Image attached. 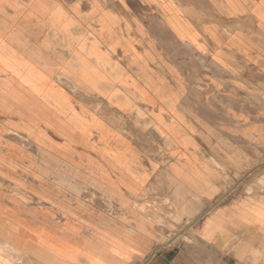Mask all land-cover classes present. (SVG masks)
<instances>
[{
    "label": "crops",
    "instance_id": "obj_1",
    "mask_svg": "<svg viewBox=\"0 0 264 264\" xmlns=\"http://www.w3.org/2000/svg\"><path fill=\"white\" fill-rule=\"evenodd\" d=\"M0 80V264H264V0H0Z\"/></svg>",
    "mask_w": 264,
    "mask_h": 264
},
{
    "label": "rangeland",
    "instance_id": "obj_2",
    "mask_svg": "<svg viewBox=\"0 0 264 264\" xmlns=\"http://www.w3.org/2000/svg\"><path fill=\"white\" fill-rule=\"evenodd\" d=\"M66 84V83H64ZM67 85V84H66ZM19 118L24 119V81L20 80H0V137H10V138H19L24 139V121L17 120ZM8 122H19L14 123V125H18L19 129H8L4 130L3 127L5 123ZM19 130V131H18ZM237 179H230L229 184L227 185L228 191L232 190L233 193L240 195L246 190L248 192H254L257 189H245V176L236 175ZM91 189H95L92 187ZM225 197L224 194H221L218 198L214 199L208 209L204 211V213H208L209 210L218 202H220ZM139 210L144 214L155 217L158 213H163V211L156 208L155 204L152 202L144 203L142 208ZM111 212L114 214L118 213V210L114 207L111 209ZM202 213V214H204ZM201 214V215H202ZM200 215V216H201ZM168 216L174 220L175 222H180V217L177 215V212L173 210V215L168 214ZM158 222L164 223V220L158 218ZM174 231L177 227H171ZM165 243V242H164ZM163 244V243H162ZM164 245V244H163ZM160 243L157 244V249L162 247ZM155 252V251H154ZM154 252L147 258L142 259L137 264H153L154 263Z\"/></svg>",
    "mask_w": 264,
    "mask_h": 264
}]
</instances>
